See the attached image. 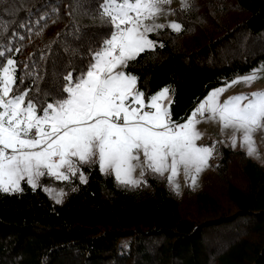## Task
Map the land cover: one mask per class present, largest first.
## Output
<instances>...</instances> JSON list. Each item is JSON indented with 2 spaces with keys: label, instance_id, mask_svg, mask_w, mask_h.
<instances>
[{
  "label": "trees",
  "instance_id": "trees-1",
  "mask_svg": "<svg viewBox=\"0 0 264 264\" xmlns=\"http://www.w3.org/2000/svg\"><path fill=\"white\" fill-rule=\"evenodd\" d=\"M102 0H0V61L14 59L17 88L52 102L92 62L108 37ZM175 9L179 33L149 34L158 45L129 62L145 96L165 87L172 119L186 120L211 88L264 63V0H192ZM163 44V47L159 45ZM21 79L23 83H21ZM212 144V141H208ZM202 187L182 194L147 169L139 187L95 162L33 190L0 191V264H264V165L219 144ZM63 190L57 203L44 187Z\"/></svg>",
  "mask_w": 264,
  "mask_h": 264
},
{
  "label": "snow or ice",
  "instance_id": "snow-or-ice-1",
  "mask_svg": "<svg viewBox=\"0 0 264 264\" xmlns=\"http://www.w3.org/2000/svg\"><path fill=\"white\" fill-rule=\"evenodd\" d=\"M171 3L102 0L96 16L109 26L108 37L91 53L92 62L75 80L71 72L63 77L65 95L52 102L29 98L31 88L20 91L17 62L12 58L0 61V191L21 192L24 180L35 190L46 174L67 181L79 172L81 182L86 183L78 165L95 162L102 173L112 170L117 182L130 187L147 183L142 180L144 168L161 177L170 172L168 182L179 193L180 168L195 187L213 155L214 146L196 143L203 136L196 126L203 122L219 123L222 131L231 129L233 148L242 133L239 139L247 155H258L254 133L264 128V91L231 96L223 102L220 97L236 84L250 86L260 79L264 65L213 89L183 122L172 119L169 87L146 103L144 92L137 88L138 78L123 70L141 53L155 49L150 33L166 27L182 31L178 22H157L161 15L174 14L164 7ZM181 6L187 9L188 0H181ZM138 168L141 179L133 177Z\"/></svg>",
  "mask_w": 264,
  "mask_h": 264
},
{
  "label": "rangeland",
  "instance_id": "rangeland-1",
  "mask_svg": "<svg viewBox=\"0 0 264 264\" xmlns=\"http://www.w3.org/2000/svg\"><path fill=\"white\" fill-rule=\"evenodd\" d=\"M192 0H188V4L191 3ZM165 9L171 8L173 10L172 15H161L160 18L158 19V23H164L167 24L170 21H175L178 22L175 19V9L178 8H182L181 6V0H172L171 5H165L164 6ZM149 39H152L149 37ZM153 40V39H152ZM155 41V40H154ZM156 42V41H155ZM156 44L158 45V43L156 42ZM157 47V46H156ZM155 47V48H156ZM262 65H264V63L260 64L256 69H259ZM125 71V69H123ZM251 74V73H250ZM249 74H245V75H239L236 76L235 78H233L232 80L236 79L237 77H243ZM261 78L256 80L254 83H252L250 86L240 83V84H236L233 87L229 88L221 97L220 100L221 102H223L224 100H227L229 97L231 96H235V95H239V94H250L253 92H257V91H264V72L260 73ZM232 80L228 81L227 83L231 82ZM225 84H221L218 86H215L213 88H211V90L201 99V101L213 90L216 88H220L222 86H224ZM159 92V91H158ZM156 92V93H158ZM154 93V94H156ZM154 94L151 95H147L145 96V102L147 103L148 98ZM171 100H172V95L169 93ZM200 101V102H201ZM199 102V103H200ZM165 103H167V101H165ZM196 108V107H195ZM147 110V109H145ZM192 113V112H191ZM191 115V114H190ZM189 115V116H190ZM188 116V117H189ZM184 121V120H183ZM181 121V122H183ZM198 131H200L201 133H203V136L201 139L197 140L196 143L198 146H214V152L212 157L214 156L215 152H216V147L219 144H225V145H229L232 147L231 145V136H232V130H226V131H222L221 130V125L219 123L216 122H203L198 124L197 126ZM242 136V133L238 134V140H237V145L235 148V150H242L245 151L247 153V149L245 148V146L241 143L239 137ZM254 139L256 142V145L258 147V155H252L249 156L251 159H253L254 161H256L257 163L264 165V128H261L260 130H258L257 132L254 133ZM208 141H212V144H208ZM211 157V158H212ZM210 158V159H211ZM210 159L208 161V167H206L198 176L197 179V183L195 187H191V178L190 177H186L184 174V170L181 167L179 170V175L176 178V182L179 183V194H182L185 187L187 185H189L193 190H198L202 187V183H203V178L206 175L212 174L213 169H212V165L210 163ZM141 160H143V157H141ZM79 166V165H78ZM147 170V168H144L143 171L145 173V171ZM112 170H109V172H111ZM113 172V171H112ZM140 172L141 169H136V171L133 173V177L136 179H141L140 176ZM114 173V172H113ZM170 175V172H165L164 176H166L168 178V176ZM86 177V176H85ZM38 185H39V181H38ZM49 189H52L53 191L51 192V194H48L57 201V199H61L62 197L59 196L58 194L63 190L58 189V188H54V187H48ZM173 187V186H172ZM45 188V187H44ZM174 189V188H173ZM177 192V191H176Z\"/></svg>",
  "mask_w": 264,
  "mask_h": 264
},
{
  "label": "built area",
  "instance_id": "built-area-1",
  "mask_svg": "<svg viewBox=\"0 0 264 264\" xmlns=\"http://www.w3.org/2000/svg\"><path fill=\"white\" fill-rule=\"evenodd\" d=\"M194 109H195V108H194ZM194 109H193V110H194ZM193 110H192V111H193ZM192 111H191V112H192Z\"/></svg>",
  "mask_w": 264,
  "mask_h": 264
},
{
  "label": "crops",
  "instance_id": "crops-1",
  "mask_svg": "<svg viewBox=\"0 0 264 264\" xmlns=\"http://www.w3.org/2000/svg\"><path fill=\"white\" fill-rule=\"evenodd\" d=\"M197 106H198V105H197ZM197 106H196V107H197Z\"/></svg>",
  "mask_w": 264,
  "mask_h": 264
}]
</instances>
